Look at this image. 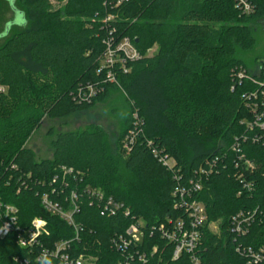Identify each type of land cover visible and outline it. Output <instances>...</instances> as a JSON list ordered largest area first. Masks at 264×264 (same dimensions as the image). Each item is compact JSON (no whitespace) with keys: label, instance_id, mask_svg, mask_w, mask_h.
Segmentation results:
<instances>
[{"label":"trees","instance_id":"obj_1","mask_svg":"<svg viewBox=\"0 0 264 264\" xmlns=\"http://www.w3.org/2000/svg\"><path fill=\"white\" fill-rule=\"evenodd\" d=\"M53 1L15 0L12 11L25 15L19 24L14 19L15 31L1 38L0 199L18 210L17 227L43 220L48 231L41 238L43 248L72 241V256L116 264L123 255L112 239L125 235L136 218L147 230L140 250L148 252L156 243L149 235L152 227L183 214L174 210L175 191L198 180L203 170L196 198L219 233L208 225L202 231L201 264H246L237 248L264 246V131L248 129L254 115L244 98L261 89L248 78L238 83L235 75L243 69L260 81L264 61L249 70L239 53L256 47L250 24L264 22V0H250L251 16L237 9L236 0H125L117 8L105 6L107 0H64L62 10H55ZM109 14L114 20L105 24ZM124 37L143 58L127 64L126 72L116 67L119 86L103 84L106 74L98 71L105 41ZM154 47L156 54L149 56ZM87 85L104 91L79 103L78 91ZM117 89L129 107L120 156L110 152L100 129L58 134L51 159L38 160L25 146L43 118L66 120L90 111ZM131 135L133 143L125 150ZM161 157L174 162L173 171ZM62 168L72 170L65 177L67 187ZM53 188L61 196L53 200L67 210L71 193L76 194L77 232L41 206V196ZM108 199L124 210L111 214L105 209ZM240 214L250 218L244 236L232 232ZM26 260L37 264L18 245L15 232L0 240V264ZM150 264L191 263L186 256L173 262L167 251Z\"/></svg>","mask_w":264,"mask_h":264},{"label":"built area","instance_id":"obj_2","mask_svg":"<svg viewBox=\"0 0 264 264\" xmlns=\"http://www.w3.org/2000/svg\"><path fill=\"white\" fill-rule=\"evenodd\" d=\"M124 1L125 0H107L105 6L117 8L121 6ZM236 6L245 16H251L255 12V7L250 0H236ZM113 20L114 16L109 14L104 23L107 24ZM142 58L141 53L130 38L124 37L118 42L106 40L105 53L98 71L99 74L102 72L106 74L102 83L119 86L114 73L116 67L119 66L120 69L126 72L127 64L138 62ZM259 75L260 81H255L253 78H250L243 69H240L235 75V80L238 83L248 78L261 89L244 96L248 102V108L254 115V119L247 124L248 129L252 131L255 129L264 131V64L261 65ZM103 91L104 89L101 86L95 87L87 85L79 89L76 100H78L79 103L91 102V100L95 99L98 95L103 93ZM134 119H137L136 115H134ZM133 140L132 135L125 139V150L130 149ZM232 151H239L238 146H233ZM154 154L157 153L154 152ZM159 161L168 170L173 171V161L163 157H161ZM239 161H244V157L240 156ZM246 166L247 168H251L252 164L246 162ZM61 172L64 179L62 185L67 187L65 177L71 175L72 170L62 168ZM200 175L198 180H192L186 187H180L175 191L173 194V198L175 199L174 210L183 211V214L175 220L167 219L166 223L152 227L149 231V235L154 237L156 243L152 245V248H150L148 252H142L140 250L143 246L142 243L147 230L145 223L141 220H136V218H133V222L126 230L125 235H118L112 239V244L115 249L123 255V259L116 264H150V260L152 261L156 256L161 259L167 251H170V258L173 262L186 256L191 264H201L200 247L202 244V231L205 226L208 225L212 233L218 234L219 227L217 223L208 224L206 207L196 198L202 190L201 177L206 174L201 170ZM28 178L30 179L31 176H28ZM57 180L58 177H55L52 183L56 184ZM20 191L19 189L18 193ZM54 197H56V199L61 197L56 188H53L51 193L41 196V206L47 213L65 221L68 226L73 227L77 232L78 229L74 220L75 216L79 214V208L75 203L77 199L76 194L74 192L71 193V208L68 210L57 200H53ZM96 197L100 200L104 198L101 194H97ZM106 203L108 205L105 209L107 211L109 210L111 214L124 210L123 204L117 203L112 199H108ZM125 215L128 217L129 213L125 211ZM17 220L18 210L14 206L3 204L0 199V240L7 238L15 232L17 234L18 245L23 249H27L31 257L35 258L36 262L37 257L40 256L42 251H46L47 254L53 258V261H57L60 264H92V262H94V259L89 256H72V241L59 242L50 249L43 248L41 238L48 235L47 225L43 220L34 219L27 229L17 227ZM249 224L250 218L240 214L232 221V232L239 236H244L248 232ZM237 252L245 258L246 264H264V246H259L257 248L238 247ZM27 262L28 260L25 261V264Z\"/></svg>","mask_w":264,"mask_h":264},{"label":"rangeland","instance_id":"obj_3","mask_svg":"<svg viewBox=\"0 0 264 264\" xmlns=\"http://www.w3.org/2000/svg\"><path fill=\"white\" fill-rule=\"evenodd\" d=\"M65 3L64 0L61 2L54 0L53 7L55 10H62ZM10 6L9 0H0V33L9 28L7 37L15 31L10 27L13 20L15 19L14 22L17 24L22 21L21 17H17V13L14 14ZM250 26L256 40V47L253 51L239 53V58L249 70L264 61V22L254 21ZM4 41L0 38V45ZM156 52L157 47H154L148 52V55L153 56ZM128 112L129 107L122 91L120 89L113 90L104 101L90 111L73 115L66 120L43 118L41 128L31 136L25 146L35 153L38 160L51 159L53 155L51 142L58 134L100 129L106 135L110 152L120 156L121 135Z\"/></svg>","mask_w":264,"mask_h":264},{"label":"clouds","instance_id":"obj_4","mask_svg":"<svg viewBox=\"0 0 264 264\" xmlns=\"http://www.w3.org/2000/svg\"><path fill=\"white\" fill-rule=\"evenodd\" d=\"M10 5L13 4V0H9ZM17 17H24V13L20 10H16ZM26 22V21H25ZM9 29H5L3 33H0V38L7 36ZM37 264H54L53 258L47 254L46 251H42L40 256L37 257Z\"/></svg>","mask_w":264,"mask_h":264},{"label":"water","instance_id":"obj_5","mask_svg":"<svg viewBox=\"0 0 264 264\" xmlns=\"http://www.w3.org/2000/svg\"><path fill=\"white\" fill-rule=\"evenodd\" d=\"M14 3H15V0H13V4L11 5V7H13ZM8 29H9V28H8Z\"/></svg>","mask_w":264,"mask_h":264}]
</instances>
